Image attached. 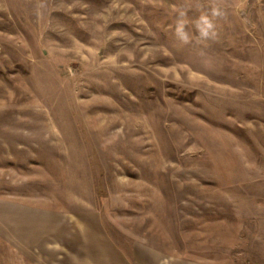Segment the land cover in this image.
Returning <instances> with one entry per match:
<instances>
[{
    "label": "rangeland",
    "instance_id": "rangeland-1",
    "mask_svg": "<svg viewBox=\"0 0 264 264\" xmlns=\"http://www.w3.org/2000/svg\"><path fill=\"white\" fill-rule=\"evenodd\" d=\"M209 2L0 0V205L264 264V0H224L219 39L182 45L177 10L194 33Z\"/></svg>",
    "mask_w": 264,
    "mask_h": 264
},
{
    "label": "crops",
    "instance_id": "crops-1",
    "mask_svg": "<svg viewBox=\"0 0 264 264\" xmlns=\"http://www.w3.org/2000/svg\"><path fill=\"white\" fill-rule=\"evenodd\" d=\"M21 214V208L0 205V264H9L2 261L5 252L13 254L10 264H199L145 247L128 253L99 222L58 224L73 225L65 230L54 226L47 211L29 221Z\"/></svg>",
    "mask_w": 264,
    "mask_h": 264
},
{
    "label": "clouds",
    "instance_id": "clouds-1",
    "mask_svg": "<svg viewBox=\"0 0 264 264\" xmlns=\"http://www.w3.org/2000/svg\"><path fill=\"white\" fill-rule=\"evenodd\" d=\"M226 15L224 0H210L206 10L191 21L193 33L189 30L190 22L187 18V12L178 9L174 24V36L182 45H201L215 42L219 39L218 21L225 19ZM244 22L247 23V20ZM200 55H206L203 49H201Z\"/></svg>",
    "mask_w": 264,
    "mask_h": 264
}]
</instances>
